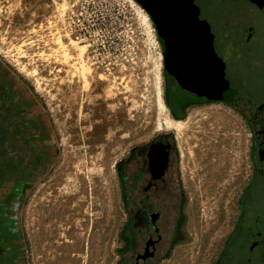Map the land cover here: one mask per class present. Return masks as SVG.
<instances>
[{"label":"rangeland","instance_id":"rangeland-1","mask_svg":"<svg viewBox=\"0 0 264 264\" xmlns=\"http://www.w3.org/2000/svg\"><path fill=\"white\" fill-rule=\"evenodd\" d=\"M219 3L211 0L216 9ZM223 13L229 24H252L264 43L263 12L239 1ZM261 48L254 55L244 49L243 58L264 64ZM229 51L236 71L242 60ZM0 67L25 82L45 120L35 153L20 150L33 168L16 200L15 264H118L127 220L121 167L135 146L172 131L165 121L174 118L163 46L147 5L0 0ZM233 78L264 98V85L241 86ZM183 124L182 132H172L181 155L184 224L161 264H215L256 170V127L222 100L187 108ZM260 223L264 229V218ZM249 241L247 233L238 237L242 247ZM261 260L256 253L253 264Z\"/></svg>","mask_w":264,"mask_h":264},{"label":"flooded vegetation","instance_id":"flooded-vegetation-1","mask_svg":"<svg viewBox=\"0 0 264 264\" xmlns=\"http://www.w3.org/2000/svg\"><path fill=\"white\" fill-rule=\"evenodd\" d=\"M239 1L264 13V0H220L217 9L211 0H144L163 46L167 100L175 119H183L187 108L206 100L223 97L222 101L231 103L232 89L250 94L237 85L234 75L241 86L264 85V64L247 63L252 56L243 58L244 49L252 54L263 52L264 43L257 38L254 26L225 21L223 9ZM229 50L242 60L236 63V71ZM260 59L264 61V57ZM250 96L253 105L237 106L256 127V170L241 199L239 220L215 264H253L256 253L264 264V229L260 223L264 218V98ZM180 157L175 134L162 131L135 146L125 159L121 169L127 220L118 264H161L174 252L184 224ZM246 233L250 241L242 247L238 237Z\"/></svg>","mask_w":264,"mask_h":264},{"label":"crops","instance_id":"crops-1","mask_svg":"<svg viewBox=\"0 0 264 264\" xmlns=\"http://www.w3.org/2000/svg\"><path fill=\"white\" fill-rule=\"evenodd\" d=\"M38 108L36 97L25 82L0 69V264H15L18 260L15 254L19 253L21 241L15 206L20 188L29 184L33 168V159L20 157V150L27 156L35 153L36 134L45 122ZM20 178L24 179L22 185Z\"/></svg>","mask_w":264,"mask_h":264},{"label":"water","instance_id":"water-1","mask_svg":"<svg viewBox=\"0 0 264 264\" xmlns=\"http://www.w3.org/2000/svg\"><path fill=\"white\" fill-rule=\"evenodd\" d=\"M209 29V28H208ZM253 30H251V32H252ZM213 36V35H212ZM211 45H212V49L214 50V46H213V43H211ZM215 55H216V53H214ZM221 60V59H220ZM223 65H224V67H225V63H222ZM228 89H229V82H228ZM209 90V89H208ZM230 90V89H229ZM232 91H234V93H233V97H232V99H233V101H231V104L233 105V106H235L237 109H239L240 110V108L237 106L238 105V103L239 104H243V103H245V104H249L250 106L251 105H253L254 104V101H253V99H252V97L249 95V94H245V93H243V92H241L239 89H232ZM231 94V93H230ZM223 97H219V100H223L222 99ZM172 116L174 117V115L172 114ZM175 118V117H174ZM177 119H180V118H177Z\"/></svg>","mask_w":264,"mask_h":264},{"label":"bare ground","instance_id":"bare-ground-1","mask_svg":"<svg viewBox=\"0 0 264 264\" xmlns=\"http://www.w3.org/2000/svg\"><path fill=\"white\" fill-rule=\"evenodd\" d=\"M165 128L172 130L175 133H180L184 129L183 119H174V118L168 116V118L165 121ZM182 145H183V140H182V138H179V146L181 149H184L182 147ZM185 159L183 161L184 167H186Z\"/></svg>","mask_w":264,"mask_h":264},{"label":"trees","instance_id":"trees-1","mask_svg":"<svg viewBox=\"0 0 264 264\" xmlns=\"http://www.w3.org/2000/svg\"><path fill=\"white\" fill-rule=\"evenodd\" d=\"M169 102V101H168ZM169 107H170V103H169Z\"/></svg>","mask_w":264,"mask_h":264}]
</instances>
